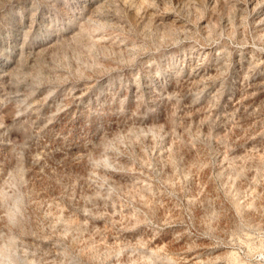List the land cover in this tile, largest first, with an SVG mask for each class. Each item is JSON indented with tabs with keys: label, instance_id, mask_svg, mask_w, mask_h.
<instances>
[{
	"label": "rangeland",
	"instance_id": "1",
	"mask_svg": "<svg viewBox=\"0 0 264 264\" xmlns=\"http://www.w3.org/2000/svg\"><path fill=\"white\" fill-rule=\"evenodd\" d=\"M0 264H264V0H0Z\"/></svg>",
	"mask_w": 264,
	"mask_h": 264
},
{
	"label": "bare ground",
	"instance_id": "2",
	"mask_svg": "<svg viewBox=\"0 0 264 264\" xmlns=\"http://www.w3.org/2000/svg\"><path fill=\"white\" fill-rule=\"evenodd\" d=\"M186 253V252H185ZM186 257V256H185ZM190 258V257H189ZM194 261V260H193ZM191 263V262H190ZM194 263H195V261H194Z\"/></svg>",
	"mask_w": 264,
	"mask_h": 264
}]
</instances>
